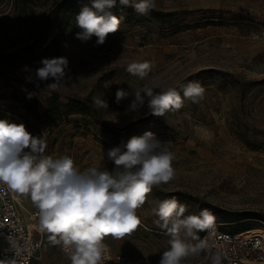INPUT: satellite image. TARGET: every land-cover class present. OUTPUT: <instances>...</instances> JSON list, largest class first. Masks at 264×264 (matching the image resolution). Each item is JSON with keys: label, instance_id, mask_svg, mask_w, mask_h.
<instances>
[{"label": "rangeland", "instance_id": "374dc122", "mask_svg": "<svg viewBox=\"0 0 264 264\" xmlns=\"http://www.w3.org/2000/svg\"><path fill=\"white\" fill-rule=\"evenodd\" d=\"M155 4L141 15L118 3L111 12L122 18L120 28L97 45L95 36L86 42L76 38L81 29L75 17L91 0H0V120L43 135L46 155L70 156L81 172L90 167L112 172L108 150L149 131L174 154L175 179L153 187L137 210L140 225L122 239L105 238L125 255L122 264H158L170 237L152 209L172 197L187 206L185 215L209 209L225 229L264 224V0ZM62 56L71 79L58 90L45 88L52 80H26L42 59ZM143 61L151 63L145 79L126 70ZM189 81L205 89L196 103L183 98ZM161 83L180 93V109L155 116L145 105L133 120L136 114L125 110L134 95L116 103L118 89L132 93L148 85L159 91ZM94 97L108 108L95 107ZM16 194L30 209L31 200ZM43 261L69 259L47 237ZM184 264L211 260L202 252Z\"/></svg>", "mask_w": 264, "mask_h": 264}, {"label": "clouds", "instance_id": "9594fccd", "mask_svg": "<svg viewBox=\"0 0 264 264\" xmlns=\"http://www.w3.org/2000/svg\"><path fill=\"white\" fill-rule=\"evenodd\" d=\"M118 3L132 6L141 15L156 7L155 0H91V7L84 6L75 17L81 29L76 38L86 42L95 36L97 45L104 44L107 36L120 28L122 18L111 12ZM40 63L41 67L26 76L29 83L52 80L45 88L56 91L71 79L67 57L44 58ZM126 70L143 80L151 71V63L132 62ZM24 71L33 70L25 67ZM36 87L40 84L36 83ZM158 87L156 91L144 85L132 93L118 89L116 103L134 95L125 110V114H136L133 120L140 117L145 105L148 113L155 116H165L182 107L183 100L175 87L163 83ZM182 91L183 98L196 103L203 98L205 89L199 82L189 81ZM32 95L29 93L28 98ZM93 104L108 108L101 97H94ZM46 148L43 135L34 136L22 123L0 120V184L31 200L37 209V229L48 234L51 244L62 248L70 264H106L105 238L122 239L134 231L141 223L137 210L146 203L153 187L170 183L176 175L174 154L150 131L108 150L107 159L115 165L112 172L96 167L81 172L70 156L53 158L45 154ZM186 211L187 206L176 197L159 201L152 209L158 217L156 223L170 237L158 264H184L189 257L213 247L197 233L214 229V215L206 208L198 214L185 215ZM6 240L15 258L0 260V264H18V258L20 264H26V246L11 236ZM221 259L219 251L210 255L211 264H221Z\"/></svg>", "mask_w": 264, "mask_h": 264}, {"label": "built area", "instance_id": "2783aa9c", "mask_svg": "<svg viewBox=\"0 0 264 264\" xmlns=\"http://www.w3.org/2000/svg\"><path fill=\"white\" fill-rule=\"evenodd\" d=\"M36 213L32 202L28 209L19 195L0 184V260L15 258L14 250L6 240V237L11 236L21 246H26L27 250L23 253L26 264H46L43 262L42 250L48 234L37 229ZM199 238H207L209 244L213 245L210 250L204 251L208 259L219 251L221 264H264V224L237 231L215 224L211 232L203 231ZM58 248L63 252L60 246ZM107 248L106 264H122L126 261L125 255L114 252L108 245ZM63 264H70V261Z\"/></svg>", "mask_w": 264, "mask_h": 264}, {"label": "crops", "instance_id": "0c3cea01", "mask_svg": "<svg viewBox=\"0 0 264 264\" xmlns=\"http://www.w3.org/2000/svg\"><path fill=\"white\" fill-rule=\"evenodd\" d=\"M47 237H48V235L46 236V239H47ZM45 242H46V240H45ZM44 245H45V243H44ZM58 246V245H57ZM44 247V246H43ZM42 252H43V250H42ZM44 262V261H43ZM47 264V263H46ZM55 264H59V263H55Z\"/></svg>", "mask_w": 264, "mask_h": 264}, {"label": "trees", "instance_id": "16d2710c", "mask_svg": "<svg viewBox=\"0 0 264 264\" xmlns=\"http://www.w3.org/2000/svg\"><path fill=\"white\" fill-rule=\"evenodd\" d=\"M33 100H36L34 97H32Z\"/></svg>", "mask_w": 264, "mask_h": 264}]
</instances>
